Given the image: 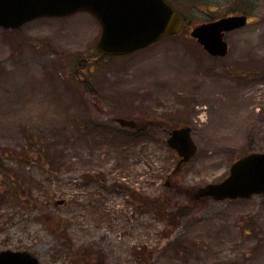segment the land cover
Listing matches in <instances>:
<instances>
[{
  "label": "rangeland",
  "instance_id": "374dc122",
  "mask_svg": "<svg viewBox=\"0 0 264 264\" xmlns=\"http://www.w3.org/2000/svg\"><path fill=\"white\" fill-rule=\"evenodd\" d=\"M193 1H170L187 32L117 60L96 58L101 27L86 13L0 28V154L9 153L0 156V251H29L42 264H76L68 253L78 251L100 252L106 264H140L146 251L143 264H264L263 196L174 195L165 185L177 163L168 135L106 124L154 115L190 126L199 150L176 179L185 188L220 182L237 158L264 152V0ZM243 12L251 22L227 36L223 59L189 36L214 16ZM96 95L102 114L91 105ZM13 189L22 200L7 197ZM145 197L194 212L169 225ZM59 199L67 205L56 206Z\"/></svg>",
  "mask_w": 264,
  "mask_h": 264
},
{
  "label": "water",
  "instance_id": "95a60500",
  "mask_svg": "<svg viewBox=\"0 0 264 264\" xmlns=\"http://www.w3.org/2000/svg\"><path fill=\"white\" fill-rule=\"evenodd\" d=\"M83 11L96 16L101 23L98 50L103 55H123L145 48L165 36L179 33L184 23L181 15L165 0H0V26L19 28L41 17L68 16ZM246 24L247 16L226 17L197 27L192 36L211 55L224 56L228 50L225 32ZM169 145L182 157L177 169L197 151L190 128L173 131ZM254 194H264V153H253L236 161L225 181L199 189L196 198L234 200ZM0 264L40 262L29 252L5 250L0 252Z\"/></svg>",
  "mask_w": 264,
  "mask_h": 264
},
{
  "label": "trees",
  "instance_id": "16d2710c",
  "mask_svg": "<svg viewBox=\"0 0 264 264\" xmlns=\"http://www.w3.org/2000/svg\"><path fill=\"white\" fill-rule=\"evenodd\" d=\"M46 156V160H47V165H51L53 166L54 161L52 160V157H48L47 156V151L43 152V156ZM1 159H3V157L5 156L6 158L9 157V153H7L6 151H3L2 154H0ZM0 175L4 176V172L0 171ZM7 175V174H6ZM86 179H90V178H86ZM175 191L179 192L180 194L184 195L187 199L191 198V189L190 188H183V187H179V186H174ZM5 192H1L0 191V197L2 196V194ZM11 196L15 201L18 200H22L23 196H21L18 193V189H13L12 191H8L7 192V197ZM0 203H2V201L0 200ZM35 205L34 207L39 209L40 205L39 203H37L36 201H34ZM143 204L148 207L153 209L154 211H156L157 213L161 214L162 216L165 215L166 217H168V224L170 225L171 220L173 219V221L177 222V225H179L180 220L186 216V215H192V213L194 211H191V209L189 211H185L184 209H180L178 206L176 207H172V205L170 203H167L166 201L163 200H150L148 197L147 199L144 200ZM171 208H173L171 210ZM43 218H42V222L49 224L52 220V217L47 213H43L42 214ZM50 228V227H48ZM60 228L59 224L57 223V227H53L50 228L51 231L55 234L57 232V230ZM63 238L68 237L67 236V232H66V228L63 229ZM57 235V234H56ZM58 237V235H57ZM69 246V245H68ZM70 250V248H69ZM151 252L146 251L145 254L141 255L138 254V256L144 257L142 259V261L144 260V262H146V259L149 258ZM68 255L76 262V264H106L107 262V258L105 255L101 254L100 252L97 251H92L90 253H86L84 256L81 255V253L75 252V253H68ZM142 261L139 259L140 264H143Z\"/></svg>",
  "mask_w": 264,
  "mask_h": 264
},
{
  "label": "flooded vegetation",
  "instance_id": "af4514ba",
  "mask_svg": "<svg viewBox=\"0 0 264 264\" xmlns=\"http://www.w3.org/2000/svg\"><path fill=\"white\" fill-rule=\"evenodd\" d=\"M89 15V14H88ZM96 20V19H95ZM96 22H97V20H96ZM97 24H99L98 22H97ZM99 40V39H98ZM97 44H98V41H97V43H96V51H97V54H96V58H98V60H102V59H108V60H117V59H120V58H115V57H101V54L99 53V51H98V48H97ZM81 57H83V56H81ZM82 60V63L84 64V65H86L87 66V64H88V62H90V60L89 59H81ZM86 63V64H85ZM81 64V61H80V63H79V65ZM82 84H84V89H85V91H86V93L90 96L93 92H94V87H93V85L91 84V83H82ZM94 104H96V105H100V103H99V98H98V96L96 95V97H95V100H94V102H93ZM101 106V105H100ZM147 117L148 116H145V117H143V118H136L137 120H139V119H141V120H144V119H147ZM148 122H150V121H148ZM147 122V123H148ZM146 123V124H147ZM148 126H146V128H147Z\"/></svg>",
  "mask_w": 264,
  "mask_h": 264
},
{
  "label": "bare ground",
  "instance_id": "6f19581e",
  "mask_svg": "<svg viewBox=\"0 0 264 264\" xmlns=\"http://www.w3.org/2000/svg\"><path fill=\"white\" fill-rule=\"evenodd\" d=\"M242 92H244V90L242 89Z\"/></svg>",
  "mask_w": 264,
  "mask_h": 264
}]
</instances>
